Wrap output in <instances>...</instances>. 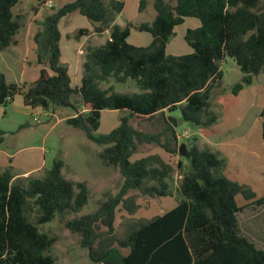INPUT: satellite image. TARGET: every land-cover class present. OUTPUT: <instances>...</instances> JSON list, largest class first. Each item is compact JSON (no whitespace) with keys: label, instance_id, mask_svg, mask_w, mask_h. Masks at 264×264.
<instances>
[{"label":"trees","instance_id":"obj_1","mask_svg":"<svg viewBox=\"0 0 264 264\" xmlns=\"http://www.w3.org/2000/svg\"><path fill=\"white\" fill-rule=\"evenodd\" d=\"M21 0H0V51L17 44L21 17L14 7ZM155 19L141 24H115L125 3L120 0H75L57 10L43 23L35 41L38 63L47 57L48 69L41 70L38 81L9 83L0 73V107L17 96L27 107L54 112L72 105L79 98L86 112L67 118L65 123L82 130L87 138L103 146L99 158L107 167L119 171L124 183L120 192L108 194L97 211L65 220V227L82 238L93 264H264V250L258 249L240 230L236 198L262 206L253 190L227 179L226 161L210 145L201 149L195 138L187 144L190 171L183 174L181 161L175 165L160 155H149L135 162L131 158L138 146L160 143L156 135L130 124L137 117L151 120L165 117L171 137L161 148L179 155L176 129L168 122V112L179 109L185 122L210 128L218 120L211 111L213 90L221 83V62L229 57L243 77L232 87L238 96L264 72V10L261 0H152ZM150 0H140L139 11H146ZM72 14L86 17L94 30L79 29L68 36L79 40L110 31L102 46L85 48L83 77L79 87L71 85L67 66L61 63L60 21ZM187 18L201 22L189 29L186 43L193 52L182 56L167 53L175 28ZM133 30L149 33L147 47L130 44ZM49 54L44 56L41 39ZM42 51V52H41ZM133 82L138 93L116 92L112 83ZM109 87L104 88L103 85ZM104 111H127L120 126L107 135H96ZM264 141V109L260 113ZM4 133L0 131V143ZM174 144V147L171 145ZM64 162L55 160L43 177L16 178L12 167L0 173V264H56L51 249L57 237L40 230L41 225L60 221L79 213L89 201L86 182L74 183L62 173ZM180 172V174H178ZM178 183L180 201L171 211L152 220H137L128 225L124 238L115 235L116 214L122 205L130 216L140 209L130 191L151 198L172 197L170 180ZM178 196V197H179ZM101 227L106 232L100 231Z\"/></svg>","mask_w":264,"mask_h":264},{"label":"rangeland","instance_id":"obj_2","mask_svg":"<svg viewBox=\"0 0 264 264\" xmlns=\"http://www.w3.org/2000/svg\"><path fill=\"white\" fill-rule=\"evenodd\" d=\"M261 8L264 10V0H261ZM193 21L177 27L175 36L170 42V51L168 54L173 56H182L190 50L191 47L185 41V33L188 29H194ZM72 26L66 24L62 27L64 34L70 30ZM135 32H138L134 30ZM141 33V32H140ZM71 34H68L70 36ZM72 40V37H68ZM149 38L151 36L148 33ZM44 51V48H42ZM41 51V52H42ZM193 51V50H192ZM38 62V60H37ZM12 67L13 72L10 71ZM40 65L46 66L48 69L47 57L44 58ZM221 71L223 79L219 88H222L223 93L227 96H232V87L238 83L243 74L236 62L226 57L221 62ZM0 73L8 75V80L15 82L20 79V71L14 63L13 58L6 53L0 54ZM22 84L24 81H21ZM116 92L119 93H138V89L133 82L126 84L112 83ZM107 88L106 84L103 85ZM251 89L252 98L245 100V97H239L236 103L234 113L222 118L221 127L228 124L231 127L229 133L223 135H214L211 128H202L193 123L185 122L182 119V113L179 109L168 112L167 117L175 119L178 125L175 127L179 139V145L192 143L196 138L197 145H203L207 141H212L219 148L224 157H226V166L223 170L224 176L230 181L246 185L250 187L256 194V200L264 197V141L262 139V119L261 111L264 109V73L254 79V85ZM246 87L245 89H248ZM253 90L259 92V96ZM18 97V96H17ZM19 96L18 98H20ZM258 99V101H257ZM252 107L248 111H242V103L245 101V106L253 101ZM20 102V99H17ZM76 109L71 107H58L52 111H36L29 112L28 115H23L14 111V106L11 103L4 106L7 110V117L2 118L0 113V130L5 134L2 136L5 140L3 146H10V152H14L15 148H21L20 156L15 164L21 172L32 171L29 175L22 177H43L49 171L55 160L64 162V176L74 183L86 182L89 188V201L87 205L77 214H69L64 220L60 221L59 215L52 222L40 226L43 233L57 237L56 243L51 249V254L56 258V264H93L89 259V249L82 244V238L73 234L65 227V220L81 217L87 214L94 213L98 210L100 204L107 199L108 194L116 196L124 183V180L119 171L112 167H107L99 158V153L104 149L92 141L86 134L80 130L68 126L65 122L58 123L62 117H73L76 112H86L85 107L81 104L79 98L73 101ZM225 104V103H224ZM16 107V106H15ZM18 107V103H17ZM230 104L226 108L229 111ZM212 112L216 113L213 109ZM53 113L56 115L54 116ZM127 111H105L102 113L101 125L96 135H107L114 129L118 128L121 123V118L128 116ZM37 118L39 121L34 122ZM240 118V119H239ZM130 124L136 129L148 134L156 135L160 143H148L138 146V150L131 158V162H135L149 155H160L166 162L175 165L181 161L183 168L180 172L183 174L189 172V161L180 155H170L165 152L160 146L165 144L166 140L171 137L165 117L161 114L151 120L142 118H131ZM218 125V124H217ZM199 143V144H198ZM208 144H204V149ZM174 147V144L171 145ZM199 146V147H200ZM200 147V148H201ZM37 149V151L35 150ZM40 150L42 152L43 164L40 170H36L41 165ZM22 157H26V162H22ZM28 163V164H27ZM180 172L178 174H180ZM181 176L175 175L170 180L173 196L162 198H151L141 194L139 191H130L125 198H133L140 209L137 213L130 216L124 211L121 205L116 214V231L115 235L119 238H124L128 231V225L133 221L152 220L157 216L167 213L174 209L179 201L178 183ZM179 196V197H178ZM237 205L241 208L239 213L240 230L243 236L249 238L258 249L264 250V205L259 206L247 202L242 195L236 198ZM100 226V224H98ZM101 232H106V228L100 226Z\"/></svg>","mask_w":264,"mask_h":264},{"label":"crops","instance_id":"obj_3","mask_svg":"<svg viewBox=\"0 0 264 264\" xmlns=\"http://www.w3.org/2000/svg\"><path fill=\"white\" fill-rule=\"evenodd\" d=\"M120 1H123L125 3V8L123 12L120 15H118V17L116 18L115 24L121 27H125L128 23H134V24H141L145 22L151 23L156 17V12L153 8L152 0H150L146 11H144L143 13L139 11L140 0H120ZM73 2H75V0H21L14 7L13 9L14 16L22 18L21 22L23 26L19 30V33L16 37L17 44L5 51H0V54L5 55L6 53H8L13 58L14 63L17 64L18 70L20 71V79L19 80L15 79V82L9 81L7 79L8 75L4 74L9 83L22 84L21 81H24L23 84L25 83L30 85L38 81L41 74V70L46 66H42L37 62L38 44L35 41V37L39 32L42 31L43 23L46 21V19L49 16H51L53 13H55L57 10L61 9L65 5ZM189 20L193 21L192 24L195 27L194 29L199 28L201 26V22L195 18H187L184 24L187 23V21ZM66 24L71 25L72 27L70 28L69 31H67L64 34V32L62 31V27H64ZM82 28L93 31L94 25L86 17L79 14L69 15L63 18L59 24V29L61 33V40H60L61 63L67 66L68 73L71 78V85L73 87H79L82 82L85 48L88 45L102 46L106 43V41L110 37V31H106L102 35L92 34L91 36L88 37H82L79 40H75V39L69 40L67 38L68 34L72 35L77 30ZM176 30L177 27L175 28V31ZM152 40H153L152 36L151 38H149L148 33L135 32L134 30L131 32L130 37L128 38V42L130 44L138 47H147L152 43ZM41 41H42L41 43L43 44L41 48L42 47L44 48V56H47L49 54V51L47 49V46L43 38L41 39ZM169 47H170V43L167 46V53H169L170 51ZM192 52H193L192 48H190V50L188 49V52L185 55L190 54ZM8 67L10 71L13 72L12 67L9 65ZM220 84L221 83H219L216 86V88H214L213 97L211 100V109L216 111L217 114H219V116L221 115L224 117L228 116L229 118V116L234 113L235 111L234 109H236V103L239 97L244 96L245 100L253 97L251 94V89L255 88L253 87L254 82L251 86H249L248 89L242 90L238 96L232 95L230 97L223 93L222 88L218 87L220 86ZM253 91L256 94V97H258L259 92H257V90H253ZM18 97H16L14 101L11 103L12 105L16 106V107L14 106V111L22 113L23 115H28L30 114L29 112L43 111L41 108L32 109L30 107H27L24 103L23 97L20 98ZM17 99H20V102H18ZM253 102L254 100L251 101V103L248 104L247 106H245V101L241 102L242 111L244 112L248 111V109L252 107L251 105L253 104ZM17 103H18V107H17ZM228 104H230V108L229 111L226 112V108L228 107ZM71 106L72 105L66 107L68 108ZM84 110L86 111L87 109L85 108ZM0 113L2 114V118H4V116L6 117L8 116L7 110L3 109V107H0ZM53 115L55 116L56 114L53 113ZM67 118L68 115L67 117L64 116L60 118L57 122L63 123ZM222 118L219 117L218 122L212 127H210L215 136L216 135L220 136L231 132L229 131L231 127L228 126V124H224L223 127H221V124L225 121V120L222 121ZM2 132L5 134L4 131ZM3 144H5L4 139L2 143H0V173L4 172L9 167H12L15 179L29 175L32 172L31 170L27 172H21L19 168L15 166V164L19 160L18 159V157L20 156L19 152L23 149L15 148L13 150L14 152H10V146L7 145L6 147L5 146L2 147ZM204 144L210 145L214 152L220 153L221 157L226 159V157H224L223 152L219 148H216V145L212 143V141H207L203 143V145ZM35 150L37 151V149ZM41 158H42V152L40 151V160H42ZM26 159L28 158L22 157L21 161L26 162ZM42 164H43V160L41 165L38 166L36 170H40ZM62 173L64 175V171H62Z\"/></svg>","mask_w":264,"mask_h":264},{"label":"water","instance_id":"obj_4","mask_svg":"<svg viewBox=\"0 0 264 264\" xmlns=\"http://www.w3.org/2000/svg\"><path fill=\"white\" fill-rule=\"evenodd\" d=\"M70 106V105H69ZM168 122L175 128L178 123L175 119L169 117L168 118ZM179 155L181 157H184V158H188L189 157V154H188V148H187V145L186 144H181V146L179 147Z\"/></svg>","mask_w":264,"mask_h":264},{"label":"built area","instance_id":"obj_5","mask_svg":"<svg viewBox=\"0 0 264 264\" xmlns=\"http://www.w3.org/2000/svg\"><path fill=\"white\" fill-rule=\"evenodd\" d=\"M50 5H51V4H50ZM33 121H34L35 123L38 122L37 124H39V121H38L37 118H34Z\"/></svg>","mask_w":264,"mask_h":264}]
</instances>
